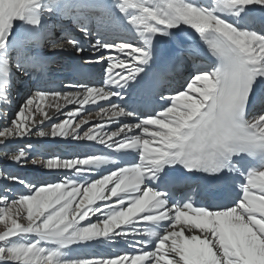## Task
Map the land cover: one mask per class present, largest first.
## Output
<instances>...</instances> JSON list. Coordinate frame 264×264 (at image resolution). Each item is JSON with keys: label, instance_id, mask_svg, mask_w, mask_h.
Listing matches in <instances>:
<instances>
[{"label": "snow or ice", "instance_id": "6c2138e0", "mask_svg": "<svg viewBox=\"0 0 264 264\" xmlns=\"http://www.w3.org/2000/svg\"><path fill=\"white\" fill-rule=\"evenodd\" d=\"M68 49L105 66L103 86H37L17 104L19 76L44 83L45 52ZM183 70V88L165 95L169 74ZM99 101L109 107L96 115L119 123L82 132L90 121L77 118ZM61 102L73 111L46 131ZM33 135L109 151L37 159L28 144L3 153L74 175L48 182L0 169V264H264V0H0V146ZM197 174L221 192L239 181L238 196L198 204L178 187L191 192ZM5 182L24 191L12 196ZM121 240L134 251H83Z\"/></svg>", "mask_w": 264, "mask_h": 264}, {"label": "bare ground", "instance_id": "6f19581e", "mask_svg": "<svg viewBox=\"0 0 264 264\" xmlns=\"http://www.w3.org/2000/svg\"><path fill=\"white\" fill-rule=\"evenodd\" d=\"M45 55L48 58V66L52 65L51 66L52 68L57 69V71L55 72V75H56L55 77H58V75H61V72L65 71L64 70L65 64L68 61H73L75 64L84 63L85 61L90 62L91 63V67H90V70H89V74L87 76H81V75L76 73V76L80 80V83H88V84H90L92 86H97V87L103 86V80L105 78L104 76L102 78V82L101 83H98V82L97 83H90L89 82V77L91 75L94 76V73L98 72L97 70L100 71L99 76L102 73L104 75V67L105 66L103 64L94 63V61H95V56L94 55L89 56V57H82V61H81V57H77L76 54L71 49H68L66 51H56V52L46 51ZM105 55L107 56V54H105ZM73 65L74 64H72L69 68H72ZM49 70H51V69H49ZM66 70L68 71L67 68H66ZM49 74H50V72H49ZM23 76H24L23 77L24 79L27 78V75H23ZM20 79L18 78V81H17V85H20V87L19 88L17 87V91H16V94H15V97L17 95L16 100L22 99V96L25 94L24 90L26 91L27 88H31L32 91L36 90V88H34L32 85L29 86V83H31L30 79H32V78L25 79V82H20L19 81ZM182 81L183 80L181 78V81H180L181 84L183 83ZM184 85L185 84H183V86ZM115 99L116 98H113V100H115ZM21 103H23V100H21L20 104ZM61 103H62V107H61V111L60 112H56L53 109H49V113L53 117V119L45 121L43 127H44V129L46 131L49 130L51 125H53L55 123L62 122L64 119L67 118V114L69 112L73 111L74 105H67L65 107V106H63V102H61ZM46 105H47V102H45V104L42 105V106L46 107ZM100 107L108 108L109 104L106 101H99L98 105H94V104L85 105L84 106V111H82L81 115L85 114V112H87L88 110H92V109L95 110V113H92L91 115H86V116L80 117V119H88L89 121H92L93 119H95V120H93V121H95V124L104 123L105 124V129H106L105 131H108V129L111 126L116 127V125L119 123L118 120H113L111 123H108L106 117H105L104 120H101V118L96 115V113L100 111ZM120 119H123V118H120ZM86 130H88V129H86ZM82 131H84V130L82 129ZM81 134H82V132H81ZM75 141H77V140H72L71 138H64V137H55V138H53V137H44V138H40V137H36L35 135H33V136L29 137V138H23V139L16 138V139L9 140L6 145L0 146V169H4V170H6L8 172L9 169H11V167H15L17 165L15 163L11 162L10 160L4 158L3 153L7 149H15V148H19V147H25L28 144H32L33 145V149L31 150V152H33L35 150L38 151L40 149H43V148L47 147L50 144L51 145H56L58 150L64 149L63 145H67L68 147H66V150L67 151H74L75 155H83L85 153L100 154L101 152H105L106 153V152L109 151L108 149L104 148L103 145H99L98 143L90 142V141H79V146L78 147H70L68 145L69 143L71 145L74 144L73 142H75ZM127 159L131 160V161H134L136 159L135 158V154H133V156H131V157H128ZM45 171L48 172V171H53V170H47L46 169ZM61 174H62L61 177L65 176V175H74L73 173L65 172L64 170H61ZM97 178H99V177L97 176ZM0 187H2V184H0ZM18 191H19V189H18ZM114 199L115 198H113V200ZM99 215H100L99 213L96 214V216H99ZM96 216H91L92 222H96ZM80 223L81 224H85L86 221H81ZM144 226L145 225H143V223H138L137 224V227H144ZM139 239H140V237L137 236L136 240H139ZM139 247H140V245L137 244L136 248L138 249ZM83 251L87 252L88 254L102 253V254H105V255H115L117 253L123 254L124 252L131 253V252L134 251V249L132 247H130L128 244H125L121 240V241H119V242H117V243H115V244H113L111 246H108V245H97V246H94L91 249H85Z\"/></svg>", "mask_w": 264, "mask_h": 264}, {"label": "rangeland", "instance_id": "374dc122", "mask_svg": "<svg viewBox=\"0 0 264 264\" xmlns=\"http://www.w3.org/2000/svg\"><path fill=\"white\" fill-rule=\"evenodd\" d=\"M186 72H188V71H186ZM186 74L187 73H183L182 74V80H183L182 82L183 83L181 84V82H179L178 89H181V87L183 86V84H185L184 82L187 81V80L185 81ZM103 76L104 75L102 73L98 77L99 78L98 83H101L102 82ZM30 90H31V88H27L26 91L24 90L25 94L22 96V99L16 100L17 101V104H20L21 100H23L28 95V93L30 92ZM88 113H91V114L92 113H95V110L94 109L88 110L87 112H85V114L81 115L80 117L86 116V115H88ZM80 117L78 119H80ZM93 120H95V119H93ZM93 120L90 121L89 124L83 126V130L84 131H87L86 129H88L91 125H94L95 124V121H93ZM125 122H128V121H125ZM129 122H134V121H129ZM110 128L113 129V130L115 129V127H113V126H111ZM104 130H106V129H104ZM75 142H73L74 144H72V145L70 143L68 145L70 147H78L79 146V141H75ZM66 147H68V146L67 145H63V148L64 149L58 150L57 147H56V145H51L50 144V145H48L47 147H45L43 149H40L38 151L35 150V151L31 152V155L34 156V157H36L37 159H40V158H48L50 156H60V157H63V158H68L70 156L75 155V152L74 151H67L66 150ZM30 163L31 162H29L26 166H23V167H21L20 165H16L15 167H11V169H9L8 172H11L13 174L20 175L22 177H27L28 179L38 178L40 180L48 181V182H55L59 178H62L61 177L62 176L61 170H53V171H48L47 172V171H45L46 169H43V168L38 167V166L35 167L32 163L31 164ZM5 183H7L8 186L13 190L11 193H9L12 196L17 195L21 191H24V189L21 186H19V185L12 184L11 182H5ZM18 189H19V191H18Z\"/></svg>", "mask_w": 264, "mask_h": 264}]
</instances>
